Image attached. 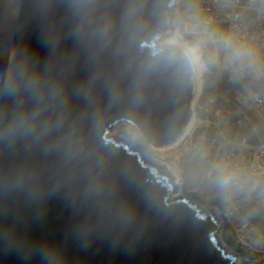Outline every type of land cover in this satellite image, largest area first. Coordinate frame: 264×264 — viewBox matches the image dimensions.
<instances>
[{"label": "water", "instance_id": "95a60500", "mask_svg": "<svg viewBox=\"0 0 264 264\" xmlns=\"http://www.w3.org/2000/svg\"><path fill=\"white\" fill-rule=\"evenodd\" d=\"M176 1L0 0V72L23 63L41 84L0 94V121L37 114L0 142V264H239L214 212L111 135L168 148L192 122L196 74L162 43Z\"/></svg>", "mask_w": 264, "mask_h": 264}, {"label": "built area", "instance_id": "2783aa9c", "mask_svg": "<svg viewBox=\"0 0 264 264\" xmlns=\"http://www.w3.org/2000/svg\"><path fill=\"white\" fill-rule=\"evenodd\" d=\"M173 26L174 37L192 40L204 27L253 53L242 61L220 53L207 65L180 143L220 185L222 247L239 264H264V89L253 87L264 82V0H178Z\"/></svg>", "mask_w": 264, "mask_h": 264}, {"label": "clouds", "instance_id": "9594fccd", "mask_svg": "<svg viewBox=\"0 0 264 264\" xmlns=\"http://www.w3.org/2000/svg\"><path fill=\"white\" fill-rule=\"evenodd\" d=\"M76 6H82L80 0H77ZM220 53L232 61H242L253 56V53L234 44L228 37L204 27L196 29L192 40H184L178 34L168 42V58L193 75L205 70ZM40 88L38 77L35 74L29 75L28 68L23 63H12L0 72V94L4 96L14 98L23 90L39 100ZM36 115L17 108L6 121H0V142L12 143L20 136L31 135L35 130ZM227 179L229 177H225Z\"/></svg>", "mask_w": 264, "mask_h": 264}, {"label": "rangeland", "instance_id": "374dc122", "mask_svg": "<svg viewBox=\"0 0 264 264\" xmlns=\"http://www.w3.org/2000/svg\"><path fill=\"white\" fill-rule=\"evenodd\" d=\"M170 39H174V36L164 39L162 43L164 44ZM115 138L128 144L130 150L140 153L148 163L159 167L164 165L172 177L178 178L177 193H181L195 205H199L198 208L214 212L221 193L220 185L212 177H209L206 166L197 162L182 143L170 149L155 148L134 127L128 124H120L115 127ZM261 141L264 142L263 137ZM250 142L253 145L261 143L252 137Z\"/></svg>", "mask_w": 264, "mask_h": 264}, {"label": "bare ground", "instance_id": "6f19581e", "mask_svg": "<svg viewBox=\"0 0 264 264\" xmlns=\"http://www.w3.org/2000/svg\"><path fill=\"white\" fill-rule=\"evenodd\" d=\"M178 2V0L176 1V3ZM175 38V37H174ZM171 40H173V39H170V40H168L167 42H165L164 44L165 45H168V42L169 41H171ZM206 69V68H205ZM204 71L205 70H203L202 72H200V73H198V74H196V79H195V84H196V88H197V90H196V94H195V100H193L192 101V105H191V110H192V114H193V118H192V122H191V124H190V126H189V128L186 130V132L184 133V135L193 127V125H194V123H195V121H196V114H195V107H196V100H197V98H198V96H199V94H200V92H201V87H202V83H203V81H202V74L204 73ZM111 135H113V136H115V128L113 129V131L111 132ZM183 137V136H182ZM119 139V138H118ZM181 140H182V138L179 140V141H177L174 145H172L171 147H168V149H170V148H173V147H175V146H177V145H179V143L181 142ZM174 176V175H173ZM174 178L176 179V182H174L177 186H178V184H179V181H178V178L177 177H175L174 176ZM178 191V190H177ZM177 197H181V198H183L184 197V195H182L181 193H176V194H174L173 195V198H177ZM184 198H186V197H184ZM201 208V207H200ZM203 211H205V210H203ZM207 211V210H206ZM219 237V236H218ZM220 241V240H219Z\"/></svg>", "mask_w": 264, "mask_h": 264}, {"label": "trees", "instance_id": "16d2710c", "mask_svg": "<svg viewBox=\"0 0 264 264\" xmlns=\"http://www.w3.org/2000/svg\"><path fill=\"white\" fill-rule=\"evenodd\" d=\"M255 90L260 91L264 89V82L259 84V85H255L253 86Z\"/></svg>", "mask_w": 264, "mask_h": 264}]
</instances>
